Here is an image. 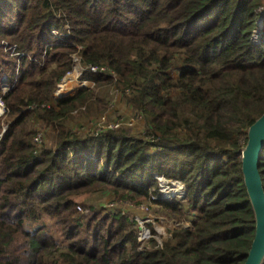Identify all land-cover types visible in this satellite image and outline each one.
I'll return each instance as SVG.
<instances>
[{"label":"trees","instance_id":"obj_1","mask_svg":"<svg viewBox=\"0 0 264 264\" xmlns=\"http://www.w3.org/2000/svg\"><path fill=\"white\" fill-rule=\"evenodd\" d=\"M263 5L0 0V100L8 110L0 264H245L256 222L241 150L264 115V21L259 42L252 41ZM5 43L22 57L5 53ZM77 54L115 77L86 74L93 89L54 99ZM17 72L3 95L2 78L12 85ZM111 87L144 118L143 132L66 125L97 90ZM35 118L51 128V142L39 148ZM259 172L264 186V150ZM159 177L181 183L183 200H162ZM106 192L170 220L193 216V227L142 245L127 215L96 206L88 215L78 211Z\"/></svg>","mask_w":264,"mask_h":264},{"label":"rangeland","instance_id":"obj_2","mask_svg":"<svg viewBox=\"0 0 264 264\" xmlns=\"http://www.w3.org/2000/svg\"><path fill=\"white\" fill-rule=\"evenodd\" d=\"M9 49H4L5 53H8ZM12 56V55H11ZM13 57V56H12ZM72 71V70H71ZM69 72L66 76L72 72ZM175 74V73H174ZM66 76L63 78V80L66 78ZM9 80V79H8ZM7 80V81H8ZM63 80L59 83V85L63 82ZM86 81V80H85ZM76 84H70V81L67 83L69 86L61 85V90H66V92L59 93L60 95L65 94L64 96L58 97L57 96V90L54 94L57 98H64L68 96H72L78 92V90L81 88L79 87L81 84L80 82L76 81ZM87 83L84 84L83 88L86 89H93L94 83L91 81H86ZM58 85V86H59ZM68 92V93H67ZM67 93V94H66ZM96 97L95 100L88 105H84L80 107L78 110H75L71 114V118L68 119L66 122V125L71 128L73 131H79V132H100L104 130L109 129H116L115 126L117 124H120V127H128L131 128L134 132H143L145 130V120L144 118L136 111H134L132 108L128 107L124 101V98L122 96V93L117 90L116 87H111L110 89H100L97 90L95 93ZM140 116V117H139ZM2 120V129L4 126L7 128L6 121V115L4 114L3 117L0 118ZM133 123L132 126L128 125L130 123ZM112 125L113 128H110ZM130 126V127H129ZM31 127L33 130H35V137H38V135L41 133L43 136V144L42 147L51 141V128L46 126V124L43 121H40L39 119H34V121L31 123ZM1 133V132H0ZM165 179V178H164ZM166 180V179H165ZM170 182V181H168ZM179 182H170L171 185L176 184ZM184 188V186L179 183ZM172 187V186H170ZM185 190V188H184ZM161 191V190H160ZM105 195V197H104ZM107 195V196H106ZM108 192L102 194L101 198H98L94 202L88 204V206L82 207L80 206L83 211L85 212V215L89 214V207L96 206L103 209H109V206L115 204V208L117 209H126L125 206H123L121 203H116L117 201L112 200L110 198V195ZM167 196L169 194H166ZM185 197V194H176L174 198L171 200H164V201H173L174 199L178 201H182ZM142 205V204H141ZM149 205V204H148ZM139 206V205H138ZM126 215H129L130 217L138 216L141 220L147 219L146 213H148V216H151L152 219L148 220L150 223L146 225V228L149 229L151 232L152 230L155 232L153 234L156 235L155 238L158 241V243H162L163 240L167 239V237L170 236V232L174 230L175 228H192L193 227V220L194 217L190 216L185 218L183 221H176V220H170L165 217H163L160 214H156L153 212V209L151 205L148 207V211L142 213L140 209H126Z\"/></svg>","mask_w":264,"mask_h":264},{"label":"built area","instance_id":"obj_3","mask_svg":"<svg viewBox=\"0 0 264 264\" xmlns=\"http://www.w3.org/2000/svg\"><path fill=\"white\" fill-rule=\"evenodd\" d=\"M260 13H259V20H258V29L256 30L253 38H252V41L253 43H258L259 42V39H260V35H261V30H262V22L264 21V5L261 7V9L259 10ZM53 34L55 36H57L58 38H60L61 40L63 39V35L59 34L58 32L56 31H53ZM4 45V49H9L8 52H12V56H19V57H22V54H18L16 53V48L15 47H12L10 48L8 46V44H3ZM72 62H73V66H72V73H70L68 75L71 76V75H74V73L76 72V81L80 82V86L81 88H83L84 84L87 83L86 81L82 80V77L86 74H107V75H111L113 77L114 74L113 72L109 71L108 69L106 68H98V67H93V66H87L85 64H83L82 62V58L80 57L79 54L77 55H74L72 57ZM67 78V76H66ZM65 78V79H66ZM17 79H18V72L16 73V77H15V80L13 82L12 85L9 84V82L7 81L8 78L6 76H4L2 78L3 80V83H4V87H3V95H5L8 91H10L16 84L17 82ZM65 79L63 80V82L58 86V91H57V96L58 97H61V96H64L65 94H62L60 95L59 92H60V86L65 82ZM67 94V93H66ZM54 99H57L56 96H54ZM7 113H8V110L6 108V105L4 104V102L2 100H0V118L3 117V115L5 114L7 116ZM140 117V116H139ZM130 126L133 125V123L131 122L130 124H128ZM129 126V127H130ZM110 128H113L112 125L110 126ZM116 129L120 128V124H117V126H115ZM6 131V126L3 127L1 133H0V143L3 139V135ZM43 136L42 134L40 133L38 135V137H36L34 139V144L36 145L37 148L41 147L42 144H43ZM159 182H160V187H161V199L162 200H171L172 198L175 197V195L178 193V194H184V188L182 186H178L176 187L177 185H180L179 183H176V184H173L171 185L170 182H168L167 180H165L163 177H159ZM172 186V187H170ZM173 190H175V192H173ZM166 194H170L169 196H167ZM158 198L154 197V200H156ZM116 203H121L123 206H125V208L127 210H131V209H140L142 211V213L144 212H147L148 211V207L149 205L147 204H142V205H134L133 203L131 202H116ZM78 211L81 212V213H85L83 211V209L78 206ZM109 209L110 210H107L106 209V212L109 213V214H114V213H121L122 215H126V209L122 208V209H117L115 208V204L109 206ZM146 217L147 219L145 220H141L138 216H135V217H130L129 215H127L132 221H135L137 224H138V227H139V241L141 242L142 245L148 243L152 238H154L155 240L157 238L156 235H153L152 232L146 228V225L148 223H150V219H152L151 216H148V213H146ZM159 244H161L159 242Z\"/></svg>","mask_w":264,"mask_h":264},{"label":"water","instance_id":"obj_4","mask_svg":"<svg viewBox=\"0 0 264 264\" xmlns=\"http://www.w3.org/2000/svg\"><path fill=\"white\" fill-rule=\"evenodd\" d=\"M263 150L264 115L248 129V141L241 150L244 184L256 222L254 240L245 264H264V186L259 172Z\"/></svg>","mask_w":264,"mask_h":264},{"label":"bare ground","instance_id":"obj_5","mask_svg":"<svg viewBox=\"0 0 264 264\" xmlns=\"http://www.w3.org/2000/svg\"><path fill=\"white\" fill-rule=\"evenodd\" d=\"M68 81H70V84H76L77 83L76 82V72L74 73V75H71V76L67 77L65 79V82L62 85H66V86L68 85L69 86V84L67 83ZM60 87H62V86H60ZM60 92L63 93V92H66V90H61V88H60ZM173 192H175V190H173Z\"/></svg>","mask_w":264,"mask_h":264},{"label":"crops","instance_id":"obj_6","mask_svg":"<svg viewBox=\"0 0 264 264\" xmlns=\"http://www.w3.org/2000/svg\"><path fill=\"white\" fill-rule=\"evenodd\" d=\"M79 87H81V86H79ZM107 196V195H106ZM104 197H105V195H104Z\"/></svg>","mask_w":264,"mask_h":264}]
</instances>
